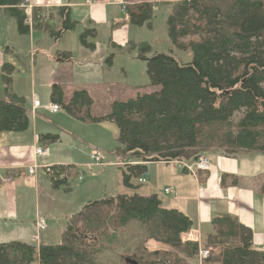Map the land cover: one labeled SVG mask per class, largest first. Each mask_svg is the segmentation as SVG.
<instances>
[{
    "label": "trees",
    "instance_id": "obj_1",
    "mask_svg": "<svg viewBox=\"0 0 264 264\" xmlns=\"http://www.w3.org/2000/svg\"><path fill=\"white\" fill-rule=\"evenodd\" d=\"M24 1L0 0V8L16 19L22 34H29L31 26L21 8ZM125 1L130 23L151 22L157 0ZM61 13V27L50 31L57 39L78 25L68 10ZM167 16L170 42L178 50L190 51L191 62L165 53L150 56L146 42L133 46L136 56L147 62L151 84L161 86L159 91L116 100L110 113L95 116L87 90H76L67 98L61 86L51 88L50 100L72 117L116 123L115 150L127 188L137 187L151 162L196 161L212 149L231 156L264 153V0H173ZM95 30L87 28L80 35L81 44L91 50ZM2 68L6 97L0 98V132L25 131L31 117L25 98L11 88L15 66L6 63ZM58 138L42 136L52 143ZM54 168V186L66 184L69 174L60 178L64 166ZM69 218L60 243L39 247L20 241L0 243V264L199 263L200 242L184 239L194 221L177 208H167L157 194L106 196L86 203ZM211 225L205 245L219 252L209 261L264 264L263 252L254 248L252 228L236 216L216 214Z\"/></svg>",
    "mask_w": 264,
    "mask_h": 264
},
{
    "label": "crops",
    "instance_id": "obj_2",
    "mask_svg": "<svg viewBox=\"0 0 264 264\" xmlns=\"http://www.w3.org/2000/svg\"><path fill=\"white\" fill-rule=\"evenodd\" d=\"M172 1H160L157 5H171ZM29 3L33 12L29 34H22L16 19L0 8V98L6 97L2 67L11 63L15 66L11 88L25 98L31 117L25 131L0 132V243L20 241L39 247L60 243L69 217L86 203L123 192L119 169L114 175L119 184L117 190L110 192L107 183L113 181L112 167L119 166L120 159L113 163L104 159L96 164L92 158L96 151L106 157L105 150L110 149L111 140L104 126L108 122H83L63 108L52 112L51 88L61 86L67 98L76 89H85L93 99L95 90L120 82L140 86L145 70H141V79L133 70L138 49L130 45L140 27L129 22L125 0H29ZM63 9L69 11L78 25L57 39L50 31L61 27ZM87 28L97 32L93 50L80 41ZM121 59L125 60L122 64ZM39 89L45 91L42 99ZM35 97L41 106L34 105ZM96 110L92 111L91 106L93 115H106ZM46 134L59 135V140L52 143L42 139ZM37 147L43 148L45 154L37 155ZM208 155L211 167L206 171L198 169L194 160L149 163L143 194H157L167 208H177L191 217L193 229L184 239H196L204 245L213 230V217L225 212L252 228L254 248L262 249L264 153L241 152L231 156L217 151ZM30 165L36 166L32 174ZM56 165L71 169L66 170L68 182L59 187L54 186L46 171V166ZM101 171L103 187L89 175ZM167 188L172 191L167 192ZM39 219L48 227L38 233ZM54 225L58 228L52 233ZM38 234L40 239L34 241Z\"/></svg>",
    "mask_w": 264,
    "mask_h": 264
},
{
    "label": "rangeland",
    "instance_id": "obj_3",
    "mask_svg": "<svg viewBox=\"0 0 264 264\" xmlns=\"http://www.w3.org/2000/svg\"><path fill=\"white\" fill-rule=\"evenodd\" d=\"M160 1H164V0H157L156 3H159ZM170 8L171 5L167 4V3H161L157 6V8L155 9L154 12V17L151 20V22L143 25V26H139L140 28L138 29L139 32L137 33L136 36V40L135 42H131L132 44L130 45V47H133L134 44H140L141 42H146L149 43L151 45V51L149 52L148 55H154L156 53H165L168 55L173 56L176 60L182 62V63H189L192 61L193 56L191 54L190 51H183V50H178L176 49L172 43L170 42L169 36H168V27H167V18H168V14L170 12ZM134 41V40H133ZM136 49V48H134ZM133 52H131L132 54ZM131 54H129V56H131ZM128 56V59H129ZM133 58V57H132ZM125 60L121 59L120 63H124ZM136 62V67L134 70V73L136 74L137 77H139L141 79L140 76H143L141 74V70H145V75H144V81H142L140 84V86H135V87H130L127 85H124L122 82H120L119 84H114L109 88H103V89H97V91L95 90L94 92V103L92 104V111L96 110V106H97V110L99 114H108L111 112L112 109V103L116 100H127L131 97H134L135 95H137L138 93H153L156 91H159L161 89V86L159 85H153L150 82V78L148 77V73H147V62L143 59H139L136 58L135 59ZM131 64H134V60L131 59ZM117 74V73H115ZM76 90H83V89H76ZM75 90V91H76ZM39 92V97L42 99L44 98V94L45 91L42 89L38 90ZM69 95V94H68ZM239 115V114H238ZM238 117L234 118V122L238 121ZM104 122H108L105 123L107 125H104L106 128V134L108 135V137L111 140V144H110V149L108 151L105 150V155L104 159L107 162H115L118 161L121 158L120 156L117 154L116 152V148L118 147V139L116 137V135H118L119 129L118 126L116 125V123L112 122V121H104ZM102 122H98V123H93V124H99ZM85 124H89V123H85ZM89 128H96V127H89ZM217 149H212V150H208V151H203V153H212V152H217ZM219 152V151H218ZM202 153V154H203ZM197 160V159H196ZM104 162V161H103ZM119 164H121V162H119ZM113 171H111L113 176V181L107 182L108 183V187H109V191L113 192L115 190H117L116 188L119 187L117 184V180L114 179V175L116 174L115 172L118 171L119 166L114 165L112 167ZM99 170V169H97ZM120 175H121V170L119 169ZM148 174V173H146ZM90 177H92V180L96 183H100L101 187H103L105 185L104 182V177L102 175V171L101 172H92L91 174H89ZM119 175V176H120ZM145 175V174H144ZM145 177L147 178L148 176L145 175ZM136 181V180H135ZM122 186L123 192L122 193H129V194H134V193H145L144 191V183H140L137 182V187L136 188H127L125 186ZM58 226L54 225L53 228L50 230V232H57ZM187 237V235H185V238ZM61 239V238H60ZM59 241V240H58ZM58 243V242H56ZM152 246H156V244H153ZM203 249H208L209 252H211L210 257H212L215 253L219 252L218 248H214V247H209L206 246L205 244L200 246V248ZM221 250V249H220ZM200 251V250H199ZM209 257V258H210ZM197 259L199 260V256L197 257ZM192 262H195L194 260H192ZM197 262V260H196ZM219 261L213 260V261H209V259L206 262H202L199 261L198 264H221L218 263ZM34 264H38V263H34Z\"/></svg>",
    "mask_w": 264,
    "mask_h": 264
},
{
    "label": "built area",
    "instance_id": "obj_4",
    "mask_svg": "<svg viewBox=\"0 0 264 264\" xmlns=\"http://www.w3.org/2000/svg\"><path fill=\"white\" fill-rule=\"evenodd\" d=\"M21 8H23L27 14V23H31L30 20H32V8H31V4L29 3V0H25L22 4H21ZM34 100V105L35 106H41V101L39 100L38 97H35ZM49 109L52 111V112H58L59 110H61V106L57 103H52L51 105H49ZM45 150H43V148L41 147H37L36 148V151L35 153H37V155H44L45 153ZM92 158L93 160L96 162V164H100L101 162L104 161V156L102 153H100V151H96L92 154ZM209 155L207 153L205 154H202L199 159H197L195 161V165L197 166L198 169L200 170H205L206 169H209L211 167V162H210V159H209ZM191 167V165H190ZM35 169H36V166L34 165H30L29 167V171L30 173H34L35 172ZM66 170H71L70 168H66L61 174H60V178H63V177H66L68 175V172H66ZM46 171L50 174V175H53L54 172H55V168L54 166H46ZM71 172V171H70ZM140 183H145L146 182V177L145 175L142 176L140 179H139ZM167 192H171L172 190H170L169 188L166 189ZM48 227V224L43 220V219H39L38 222H37V231L38 233L41 232V231H44L45 229H47ZM40 239V236L39 234L34 236L33 237V240L34 241H38ZM259 251L263 252L264 254V247L262 249H260ZM199 252V261L202 262H206L209 257H210V254L211 252H209L208 249H203L200 248V251ZM262 263H264V258H263V261Z\"/></svg>",
    "mask_w": 264,
    "mask_h": 264
},
{
    "label": "water",
    "instance_id": "obj_5",
    "mask_svg": "<svg viewBox=\"0 0 264 264\" xmlns=\"http://www.w3.org/2000/svg\"><path fill=\"white\" fill-rule=\"evenodd\" d=\"M132 264H137V263H132Z\"/></svg>",
    "mask_w": 264,
    "mask_h": 264
}]
</instances>
